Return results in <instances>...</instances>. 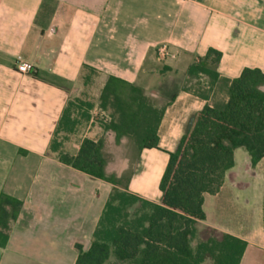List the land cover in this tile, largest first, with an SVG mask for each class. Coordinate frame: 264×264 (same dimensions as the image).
<instances>
[{"label": "crops", "instance_id": "0c3cea01", "mask_svg": "<svg viewBox=\"0 0 264 264\" xmlns=\"http://www.w3.org/2000/svg\"><path fill=\"white\" fill-rule=\"evenodd\" d=\"M162 46L169 51L164 62L157 56ZM210 48L222 53L221 79H236L245 68L264 72V0H0V194L24 204L0 247V264H75L78 246L91 247L113 186L51 150L64 110L89 83L101 94L114 76L160 99L170 82L179 85L159 128L160 148L138 154L129 182L131 193L160 204L169 153L206 104L219 93L227 101L223 83L211 88L206 77L187 75ZM20 60L34 73H19ZM195 81L204 98L183 90ZM86 137L62 150L76 155ZM128 167L111 160L107 171L120 176ZM261 202L258 224L232 229L208 221L205 198L201 223L247 243L240 264H264V196Z\"/></svg>", "mask_w": 264, "mask_h": 264}, {"label": "trees", "instance_id": "16d2710c", "mask_svg": "<svg viewBox=\"0 0 264 264\" xmlns=\"http://www.w3.org/2000/svg\"><path fill=\"white\" fill-rule=\"evenodd\" d=\"M222 53L210 48L205 57L187 71L190 79L206 77L211 88L223 83L227 101L206 104L196 113L181 138L160 182V204L144 200L129 191L133 169L120 176L109 173L112 160L105 138L83 139L76 155L62 150L61 131L73 132L70 101L64 110L51 150L66 165L112 184L113 189L93 234L91 247L78 246L75 264H240L247 243L233 235L198 224L206 220L205 195L222 189L227 173L235 167V152L245 150L253 166L264 159V72L245 68L240 77L221 79L218 66ZM87 68V67H86ZM95 74V70L88 68ZM194 88L184 86L183 90ZM198 96L205 94L198 89ZM167 102L128 81L110 76L100 94V109L109 116L103 121L106 133L114 134L116 144L134 142L138 154L143 149L160 148L159 128ZM137 154V156H138ZM23 202L0 194V247L8 245L13 224ZM139 206L131 215L129 209ZM207 233L204 237L201 234ZM194 243H196L194 245Z\"/></svg>", "mask_w": 264, "mask_h": 264}, {"label": "rangeland", "instance_id": "374dc122", "mask_svg": "<svg viewBox=\"0 0 264 264\" xmlns=\"http://www.w3.org/2000/svg\"><path fill=\"white\" fill-rule=\"evenodd\" d=\"M197 83L195 81L190 85L183 86L192 87L198 92ZM178 87L179 85L175 81L170 82L167 85V94L163 95V99H160L161 103L167 102ZM99 95L98 83L94 85L89 83L88 86H83L76 93V96L71 100L74 103L71 111L72 119L76 121L74 131H61L58 140L65 146L68 145L74 149V144H78L84 135L95 139L105 138L107 141L106 151L111 159L119 164L128 163V170H130L136 161L138 149L134 142L128 140H125L123 144H116L114 137L105 132L103 121L109 116V113L100 109ZM222 100V93H219L214 103L222 102ZM236 159L237 165L227 174L226 184L223 185V190H220L219 195H205L206 211L208 221L214 225L222 228L250 229L258 224L260 207L263 204L261 198L264 196V160L258 167L253 166L248 153L243 149L236 151ZM232 181L234 185L230 187ZM234 193L238 201L233 200ZM138 207L137 205L129 209L130 214L133 215ZM207 228L210 227L201 222L198 224L199 231L203 232ZM201 235L206 237L207 233L204 232ZM209 262L213 264L211 260Z\"/></svg>", "mask_w": 264, "mask_h": 264}, {"label": "built area", "instance_id": "2783aa9c", "mask_svg": "<svg viewBox=\"0 0 264 264\" xmlns=\"http://www.w3.org/2000/svg\"><path fill=\"white\" fill-rule=\"evenodd\" d=\"M168 48L167 46H162L158 49L157 56L159 61H164L168 57ZM17 71L22 74H32L34 73V66L25 61H19L17 64Z\"/></svg>", "mask_w": 264, "mask_h": 264}]
</instances>
